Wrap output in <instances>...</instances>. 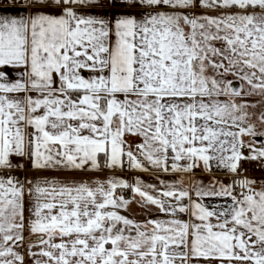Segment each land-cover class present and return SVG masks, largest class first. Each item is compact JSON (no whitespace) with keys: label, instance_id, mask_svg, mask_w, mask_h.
Returning a JSON list of instances; mask_svg holds the SVG:
<instances>
[{"label":"snow or ice","instance_id":"obj_1","mask_svg":"<svg viewBox=\"0 0 264 264\" xmlns=\"http://www.w3.org/2000/svg\"><path fill=\"white\" fill-rule=\"evenodd\" d=\"M20 3L0 12V264H264L244 167L264 171V0Z\"/></svg>","mask_w":264,"mask_h":264},{"label":"crops","instance_id":"obj_2","mask_svg":"<svg viewBox=\"0 0 264 264\" xmlns=\"http://www.w3.org/2000/svg\"><path fill=\"white\" fill-rule=\"evenodd\" d=\"M22 6L20 3V0H16V3L13 5L11 3V1L9 0H1L0 1V12H4L5 14H9L12 13L14 11L17 10H21ZM120 9H117L115 11H119ZM112 11V10H110ZM23 163H27V162H23ZM256 167V166H255ZM255 167L252 169V177L256 178L257 180H261L264 178V171L262 170H258L255 169ZM17 175L23 176V175H28L30 178L32 176H41V175H46L48 178H57V179H61V180H65V179H76V180H81V179H91V180H95L97 178L99 179H106L110 173L109 172H104V173H64V172H56V171H50L47 173H37L35 170L28 172V173H24V172H18L16 173ZM117 176H121L125 179H127L130 183L134 182V180L139 177L140 179H143L145 182L148 183H152L155 182V177L146 174V173H138V172H117L116 173ZM215 175L224 181H227L229 179L228 176H226L223 172V170L216 172ZM162 179H165L169 182H173V181H183V185L185 187L190 186V184L193 181H199L202 180L204 183H209L212 178L213 175L209 174V173H203L200 170H197V175L192 176L189 174H171V175H165L161 177ZM259 187V185H258ZM212 202H220V201H212ZM130 209H131V214L137 218V219H144V212L142 209H140V207L133 203L132 205H130ZM154 218V217H153Z\"/></svg>","mask_w":264,"mask_h":264},{"label":"built area","instance_id":"obj_3","mask_svg":"<svg viewBox=\"0 0 264 264\" xmlns=\"http://www.w3.org/2000/svg\"><path fill=\"white\" fill-rule=\"evenodd\" d=\"M256 166L255 163H250V164H245L244 167L246 169H248V171L246 172V175H248L249 177H252V169ZM125 197H130L131 194L127 191L124 192Z\"/></svg>","mask_w":264,"mask_h":264},{"label":"rangeland","instance_id":"obj_4","mask_svg":"<svg viewBox=\"0 0 264 264\" xmlns=\"http://www.w3.org/2000/svg\"><path fill=\"white\" fill-rule=\"evenodd\" d=\"M1 1V0H0ZM9 1H11V0H9ZM253 102H255V101H257V100H260V98L259 97H253V98H250ZM256 111H259V109H256ZM255 169H257V166L255 167ZM258 170H260L259 168H258ZM124 177V176H123ZM264 179V178H263Z\"/></svg>","mask_w":264,"mask_h":264}]
</instances>
